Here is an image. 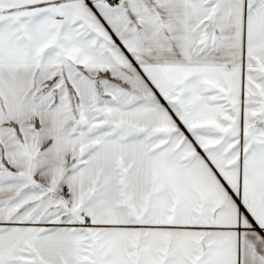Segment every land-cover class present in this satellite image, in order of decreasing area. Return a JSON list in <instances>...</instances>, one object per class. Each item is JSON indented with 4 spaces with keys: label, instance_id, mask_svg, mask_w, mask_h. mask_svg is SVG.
Returning a JSON list of instances; mask_svg holds the SVG:
<instances>
[{
    "label": "snow or ice",
    "instance_id": "6c2138e0",
    "mask_svg": "<svg viewBox=\"0 0 264 264\" xmlns=\"http://www.w3.org/2000/svg\"><path fill=\"white\" fill-rule=\"evenodd\" d=\"M0 264H264V0H0Z\"/></svg>",
    "mask_w": 264,
    "mask_h": 264
}]
</instances>
